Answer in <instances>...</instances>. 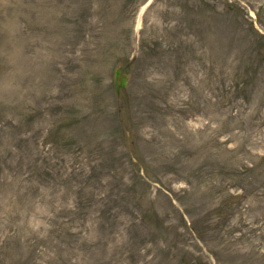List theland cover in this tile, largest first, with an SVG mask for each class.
Instances as JSON below:
<instances>
[{
  "label": "rangeland",
  "instance_id": "rangeland-1",
  "mask_svg": "<svg viewBox=\"0 0 264 264\" xmlns=\"http://www.w3.org/2000/svg\"><path fill=\"white\" fill-rule=\"evenodd\" d=\"M142 1L0 0V264H264V0Z\"/></svg>",
  "mask_w": 264,
  "mask_h": 264
},
{
  "label": "water",
  "instance_id": "water-1",
  "mask_svg": "<svg viewBox=\"0 0 264 264\" xmlns=\"http://www.w3.org/2000/svg\"><path fill=\"white\" fill-rule=\"evenodd\" d=\"M127 82L128 74L122 73L121 68L118 67L115 71V86L118 93L121 87H126Z\"/></svg>",
  "mask_w": 264,
  "mask_h": 264
}]
</instances>
